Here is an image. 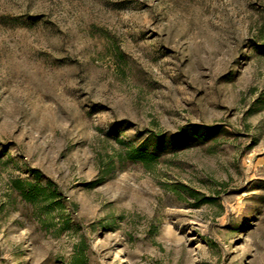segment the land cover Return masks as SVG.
Masks as SVG:
<instances>
[{"label":"rangeland","instance_id":"374dc122","mask_svg":"<svg viewBox=\"0 0 264 264\" xmlns=\"http://www.w3.org/2000/svg\"><path fill=\"white\" fill-rule=\"evenodd\" d=\"M263 22L264 0H0V264L83 239L86 264H264ZM192 124L221 128L125 158Z\"/></svg>","mask_w":264,"mask_h":264},{"label":"trees","instance_id":"16d2710c","mask_svg":"<svg viewBox=\"0 0 264 264\" xmlns=\"http://www.w3.org/2000/svg\"><path fill=\"white\" fill-rule=\"evenodd\" d=\"M261 41L262 43H255V47L262 53H264V22L261 27ZM264 103V101H263ZM190 131L183 133H173L167 134L164 132H152L144 142L137 146H132L128 148L125 158L132 160L134 162H141L145 167L152 169L158 163L163 151L166 149L162 148V144L168 140L171 144L184 145L187 144L188 139L197 138L196 141H206L211 137L217 135L220 131V126L218 125H205V124H192L189 126ZM40 173H36L35 177H39ZM16 187L20 191L23 198L35 206L40 208L48 207L51 204H57L61 206L62 202L58 198V192L54 188V184L51 181L46 182V184L33 183L29 181L18 180L16 182ZM177 189V187L175 188ZM178 189H181L178 187ZM188 193L193 195L199 202L197 205L212 202L214 199L212 197H199L194 191L190 190L188 187H183ZM44 208V209H45ZM86 240L83 239L80 246L77 247L73 257V264H86L88 261V256L86 252Z\"/></svg>","mask_w":264,"mask_h":264}]
</instances>
